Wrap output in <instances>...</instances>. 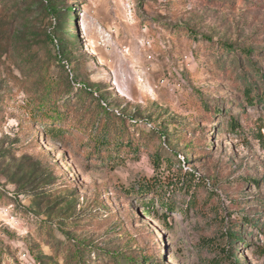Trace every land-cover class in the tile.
<instances>
[{"label":"rangeland","instance_id":"obj_1","mask_svg":"<svg viewBox=\"0 0 264 264\" xmlns=\"http://www.w3.org/2000/svg\"><path fill=\"white\" fill-rule=\"evenodd\" d=\"M261 74L264 0H0V264H264Z\"/></svg>","mask_w":264,"mask_h":264},{"label":"trees","instance_id":"obj_2","mask_svg":"<svg viewBox=\"0 0 264 264\" xmlns=\"http://www.w3.org/2000/svg\"><path fill=\"white\" fill-rule=\"evenodd\" d=\"M55 18V22L54 23H57V19H56V17H54ZM51 41L52 42H57L58 41V39H57V37H51ZM58 46V48L60 47L59 46V44L57 45ZM232 47H230V48H228V49H231ZM262 75V74H261ZM262 78H264V74L262 75ZM263 81H264V79H263ZM255 87H256V85L254 84V82H252V81H246V85H245V89H244V91H245V96H246V98L248 99V102L249 103H251V104H254L255 103V100L254 99H257V101H264V91H262L261 93H258V94H255V95H252V92H253V90L255 89ZM120 116V114H118V117ZM120 118V117H119ZM129 121L130 122H132V124L133 125H135V126H137V127H141V125L139 124V122L138 121H133V118H129ZM106 141H108V139H104L103 140V142H106ZM155 157H156V159L158 160V161H160V159H161V154H160V150H158L157 152H155ZM164 159H166V161L167 162H169L170 164L171 163H175V164H182L181 162H177V160H175L174 158H172L171 156H166V158H165V156H164ZM160 165V164H159ZM155 184L154 185H156L157 184V182H154ZM176 183H179V182H176ZM186 182H183V184H185ZM148 185H146V184H142L141 185V187H145L146 189H149V185H150V183H147ZM159 184H161V183H159ZM170 185H173L174 186V183L173 182H170L169 183ZM191 184V182H187L186 183V187H189V185ZM161 192H163V191H160V190H158L157 191V193H161Z\"/></svg>","mask_w":264,"mask_h":264},{"label":"bare ground","instance_id":"obj_3","mask_svg":"<svg viewBox=\"0 0 264 264\" xmlns=\"http://www.w3.org/2000/svg\"><path fill=\"white\" fill-rule=\"evenodd\" d=\"M80 26L85 30L86 25L84 19H82Z\"/></svg>","mask_w":264,"mask_h":264}]
</instances>
